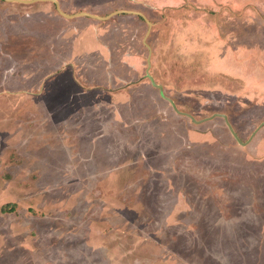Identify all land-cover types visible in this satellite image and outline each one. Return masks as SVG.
Instances as JSON below:
<instances>
[{"label":"rangeland","instance_id":"rangeland-1","mask_svg":"<svg viewBox=\"0 0 264 264\" xmlns=\"http://www.w3.org/2000/svg\"><path fill=\"white\" fill-rule=\"evenodd\" d=\"M129 1L0 0V23L24 12L33 20L36 10L86 13L97 17L74 22H93L112 40L101 45L104 56L93 53L84 63L92 81L64 59V71L41 85L51 84L42 97L38 74L0 83V264H264V81L259 73L246 80L219 67L222 48L203 33L237 27L247 45L263 40L264 22L249 19L261 20L264 0H236L234 7L227 0H171L164 13ZM119 10L143 11L156 23L149 31L144 18L114 15ZM30 27L43 30L32 21ZM117 50L142 55L141 73L125 67L118 76L133 80L132 94L96 90L90 105L81 102L75 92L106 82L105 63L111 54L119 58ZM31 55L29 66L43 70L33 62L41 52ZM150 55L149 73L181 112L228 121L193 124L156 99L144 76ZM228 122L247 147L224 131ZM6 203L17 208L2 212Z\"/></svg>","mask_w":264,"mask_h":264},{"label":"crops","instance_id":"crops-1","mask_svg":"<svg viewBox=\"0 0 264 264\" xmlns=\"http://www.w3.org/2000/svg\"><path fill=\"white\" fill-rule=\"evenodd\" d=\"M172 1L176 2L177 4L175 5L177 6L183 5L186 2H188L187 0H172ZM202 1H207V0H202ZM129 2L135 6L139 5L142 6L143 8L144 7L152 8L154 12H160V13H162V11L164 13V9H163L164 7L171 8L174 6L172 5L173 3L171 2V0H165L164 2H161L160 0H152V1L131 0ZM213 2L212 3L215 4V0H213ZM226 3H228L227 5L230 7H234L235 5H237L236 0H234L233 3L228 2L227 0ZM232 11H234V8L232 9ZM125 12L137 16L138 19H140L139 17H143L144 18L143 21L147 24L149 31L151 26L156 23L149 21L146 18L145 12L143 11L122 10L121 13H125ZM263 12L264 11H262V13ZM21 15L20 17L16 16L13 18H7L5 20L6 21L5 23H0V83L1 85H5L11 82V85H13V83H16V80L22 82L24 81L30 82V79L34 78L36 74H38L39 78L38 80H35L34 85L37 86L39 90L41 89L43 91L42 94L38 95V97H42L44 92L46 93V91L50 90L51 84L46 87L48 81L52 80V77H54L56 73L60 71H64L63 70L64 67H62V61L64 59L74 60L76 62L77 69L80 70V72L85 70L87 72L85 75L86 77H88L89 76L88 68L91 66L84 65V63L87 62V59L93 53L104 56L103 50H101L100 48L101 45L107 47L110 41H112L103 36L104 32H98V29H96L95 27L96 25L93 22L80 21L78 24L74 22L75 20L74 18H82V17H90L95 20L96 17H93L91 15H84L83 13L70 14V13H64L62 11H56V13H52V12H42L39 10L35 11V17L33 18V20L31 18L28 19L30 12L28 13L24 12ZM24 15H26L27 18L24 17ZM218 15L219 13L212 16L211 18L212 24H214V21L217 22L216 19L218 17L216 18V16ZM257 16L260 17L261 20H255L257 18L255 16H252V18L249 19L254 21V25L255 23L256 24L259 23L260 21L264 22L263 20L264 15L259 14ZM228 17L232 18L231 13L228 15ZM31 21L34 24V27H42L43 30L35 31L32 30L31 27L29 28ZM204 24L205 22H203V24L201 25ZM119 25L123 27L122 31H125V26L122 25L121 23H119ZM210 29L211 28L209 27H203L204 30L203 33L209 35L214 42L218 41V43L216 44L220 48H222V50H220V55L219 53H217V55H219V59H218L220 64V66L218 64L219 67L222 66L226 68L224 70L227 71L228 73H232L233 75H240L244 77V79L246 80L250 79L251 74L259 73L263 78L262 81H264V38L263 40H259L258 37H255L256 40L253 41L254 44L247 45V44H251L250 42L247 41L248 36H244L243 41H241L242 38H240L241 35H239L240 33H238L237 27L228 31V34L226 35L221 34V32L219 31H214ZM111 30H115L114 32H118V33L121 32L120 29L118 28V25H114ZM62 32H65V34H61ZM88 32L90 34H87ZM147 36L148 34L145 36L144 42ZM75 47H78L80 51L76 50ZM227 48L228 50H226ZM34 50L41 52V55L44 56L41 58L33 59V62H38L36 65L43 70L32 69L29 66L32 64L29 63V56L30 57L32 56L31 52H33ZM117 51L119 53L118 54L119 58L117 60H113L111 54V59L107 63H105L104 71L107 73L106 75L108 77L106 82L100 83L93 81L94 82L93 85L95 86H93L94 88H92L91 90L86 87H80V89L82 90H77L75 92L74 95L78 96L81 99V102H83L85 98L87 100L86 104L90 105L91 92L96 93V90H101V92H106L112 95L113 94L116 95L117 91L115 90H120V89L125 90L126 88L128 91L131 90L129 94L130 95L132 94L133 86L131 87L129 86L132 84L133 80L125 81L122 78H118V76L120 73L123 72L125 67H128V69H131V71H134L136 74L141 73L144 69V67H140V61H141L140 58L142 55L137 52H134L136 53L134 54V53H130L129 51H127L126 53L123 52L122 50H117ZM3 52H6V54H4ZM226 53L229 54L228 63L226 62L227 61L226 59H223L224 58L223 56ZM54 56H56V61H51L50 58H53ZM131 59L138 62V64L131 63ZM231 61H233V63L230 64ZM48 65H50V67ZM150 67H151V55H150V59H148V66L145 69L144 76L150 81L151 87L157 90L159 94V98L156 97V99H159L161 101L162 100L167 101L172 106L173 111L177 114V116L182 117L185 120L188 118L189 120H191L193 124L203 123L211 119H214V117H221L222 119L224 118L223 116L213 115L214 117L212 118L205 117L198 120L188 113H186L188 114L186 115L184 114L185 112H181L177 108L174 99L166 95L164 90V85L157 83L154 76L149 73ZM115 73H117L116 74V77L118 79L117 85H114V83H112V79L113 77H115ZM71 74L72 73H70V79L79 82L78 76L77 75L71 76ZM149 75L154 78L157 84L162 86V91L153 84ZM137 77L140 78V75L138 74ZM90 80L91 78L88 77V81ZM44 83L46 85L43 89L41 85ZM80 83L81 82H79V84ZM108 86L110 87V89H107ZM25 87H27V85ZM16 91L19 90L16 89ZM262 128L264 130V127ZM172 129L176 130L174 126H172ZM223 129L228 133V135L229 134L230 136L232 135L229 126ZM186 131L188 133H193V135L199 134L203 136L205 133L207 134V131L205 130L203 131L201 130V132H197L187 129ZM233 137L235 138V142H236L235 144L238 145L236 137L234 135ZM248 145H245L244 148L247 147ZM261 147H262L261 152H264V136H262L260 140L259 149H261Z\"/></svg>","mask_w":264,"mask_h":264},{"label":"water","instance_id":"water-1","mask_svg":"<svg viewBox=\"0 0 264 264\" xmlns=\"http://www.w3.org/2000/svg\"><path fill=\"white\" fill-rule=\"evenodd\" d=\"M16 1L27 2V3H28V2H33V1H36V0H16ZM121 12H122V10H119V11H117V12H114V14L121 13ZM83 14H84V15H90V14H86V13H83ZM91 16H92V15H91ZM93 17H97V16H93ZM149 77H150L151 81L153 82V84H154L156 87H158V88L162 91V86L159 85V84H157L152 76L149 75ZM184 114H186V113H184ZM186 115H188V114H186ZM214 116H223V117L227 120V116H226V115H223V114H215ZM214 116H212V117H214ZM212 117H211V118H212ZM228 126L230 127L231 132H232L233 135L236 137V139L238 140V142H239L241 145H245V144H246L245 142H242V141L239 140V138H238L236 132L234 131V129H232V127H231V125H230L229 122H228Z\"/></svg>","mask_w":264,"mask_h":264},{"label":"trees","instance_id":"trees-1","mask_svg":"<svg viewBox=\"0 0 264 264\" xmlns=\"http://www.w3.org/2000/svg\"><path fill=\"white\" fill-rule=\"evenodd\" d=\"M143 19V17H141ZM17 205L15 203H6L2 206L1 211L10 213L13 212L16 209Z\"/></svg>","mask_w":264,"mask_h":264}]
</instances>
